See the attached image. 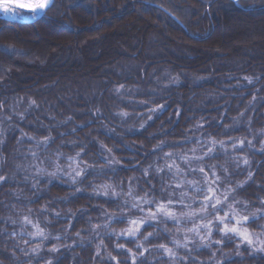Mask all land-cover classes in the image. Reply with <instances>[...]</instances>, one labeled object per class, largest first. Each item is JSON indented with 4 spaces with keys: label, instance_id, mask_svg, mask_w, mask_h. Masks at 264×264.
Here are the masks:
<instances>
[{
    "label": "clouds",
    "instance_id": "1",
    "mask_svg": "<svg viewBox=\"0 0 264 264\" xmlns=\"http://www.w3.org/2000/svg\"><path fill=\"white\" fill-rule=\"evenodd\" d=\"M242 2L248 15L264 12V0ZM3 7L11 5L3 0ZM200 79L191 77V84ZM178 84L180 75L165 68L155 86L112 89L126 103H114L105 110L107 123L82 134L71 116L57 118L47 109L37 115L32 105H10V113L0 112V148L7 134L20 132L7 158L0 151V181L17 185L7 190L0 214V253L10 254L0 264H57L65 256L68 264H264V174L252 175L254 153H264V143L253 141L264 142V126L250 128L249 139L231 134L247 125L240 115L219 129L202 128L211 123L204 116L185 117L180 129L172 120L150 123L171 99L168 85ZM137 93L146 99H134ZM21 118L31 132L19 128ZM61 126L69 127L61 132ZM100 130L105 135H94ZM60 185L64 191H50ZM249 185L257 187L249 191ZM72 220L79 221L75 231Z\"/></svg>",
    "mask_w": 264,
    "mask_h": 264
},
{
    "label": "trees",
    "instance_id": "2",
    "mask_svg": "<svg viewBox=\"0 0 264 264\" xmlns=\"http://www.w3.org/2000/svg\"><path fill=\"white\" fill-rule=\"evenodd\" d=\"M53 5L34 23L0 17V66L5 72L0 76V112L10 113V105L18 109L32 105L30 112L37 115L47 109L57 118L71 116L79 125L77 134H82L96 129L98 121L107 123L105 110L114 103L122 107L126 103L112 89L123 92L126 86H155L157 76L167 68L180 75L181 84L168 85L171 99L150 123L172 120L173 127L180 129L188 124L185 117L204 116L211 123L205 122L202 128L219 129L240 115L247 125L241 123L231 134L247 133L249 139L250 128L264 126V12L248 15L241 10L242 1L232 0H55ZM49 37L52 42L46 41ZM193 76L202 79L191 84ZM209 93H219V98ZM134 99L146 97L137 93ZM201 101L203 106L196 107ZM93 105L100 106L101 112L87 111ZM41 119L54 123L51 116ZM85 120L90 124L82 125ZM17 123L24 131L33 130L24 118ZM69 126H61L60 131ZM94 135L105 133L100 130ZM18 139L19 130L7 134L0 148L6 158ZM253 143L264 142L257 138ZM116 154L128 153L117 150ZM254 154L256 179L264 174V153ZM16 187L0 183L4 201L0 214L7 210V190ZM246 187L251 191L257 185ZM64 190L63 185L50 188L53 193ZM45 198L41 196L39 202ZM69 223V231H75L79 221ZM9 258V253H0V259ZM68 259L62 257L57 264H68Z\"/></svg>",
    "mask_w": 264,
    "mask_h": 264
},
{
    "label": "snow or ice",
    "instance_id": "3",
    "mask_svg": "<svg viewBox=\"0 0 264 264\" xmlns=\"http://www.w3.org/2000/svg\"><path fill=\"white\" fill-rule=\"evenodd\" d=\"M0 2H3V0H0ZM7 3L10 4L11 7L0 8V11H2L5 16L11 15L12 17L17 15V9H25L32 13H36L38 11L43 12L45 9H50L52 6H54L52 0H30V2L27 3L23 2V0H7ZM46 14L47 13L45 12V15ZM241 146H243V141H241ZM2 182L4 181H0V183ZM232 230L236 231L235 228ZM240 235L242 238L248 239L246 233H240ZM248 242L251 243L250 240H248Z\"/></svg>",
    "mask_w": 264,
    "mask_h": 264
},
{
    "label": "water",
    "instance_id": "4",
    "mask_svg": "<svg viewBox=\"0 0 264 264\" xmlns=\"http://www.w3.org/2000/svg\"><path fill=\"white\" fill-rule=\"evenodd\" d=\"M232 1L240 2V1H242V0H232ZM54 2H55V0H52V3H53V4H54ZM17 10H20V11L25 12V13H28V14H33V15H35V18L32 19V20H29V21H18V22H21V23H33V22H37V21H39L40 19H42V17L45 16V12L47 13L50 9H45L43 12L38 11V12H36V13H32V12L27 11V10H25V9H17ZM172 17H173L174 19L177 20L176 22H179V23H180V21H179L176 17H174V16H172ZM180 24H181V23H180Z\"/></svg>",
    "mask_w": 264,
    "mask_h": 264
},
{
    "label": "rangeland",
    "instance_id": "5",
    "mask_svg": "<svg viewBox=\"0 0 264 264\" xmlns=\"http://www.w3.org/2000/svg\"><path fill=\"white\" fill-rule=\"evenodd\" d=\"M0 16L5 18V15L3 14L2 11H0ZM15 17H16L17 20H19V21H29V20L34 19V18H35V15H33V14H28V13L22 12V11H20V10H17V15H16ZM11 22H13V21H11ZM19 23H21V22H19ZM33 23H34V22H33ZM235 30H237V29H232L231 32H234ZM36 40H37V39H36ZM36 40H35V41H36ZM38 40H39V39H38ZM46 41H47V42H52L53 39L49 37V38H46Z\"/></svg>",
    "mask_w": 264,
    "mask_h": 264
},
{
    "label": "bare ground",
    "instance_id": "6",
    "mask_svg": "<svg viewBox=\"0 0 264 264\" xmlns=\"http://www.w3.org/2000/svg\"><path fill=\"white\" fill-rule=\"evenodd\" d=\"M23 2H26V3H27V2H30V0H23ZM8 16H11V15H8ZM11 17H12V16H11Z\"/></svg>",
    "mask_w": 264,
    "mask_h": 264
}]
</instances>
